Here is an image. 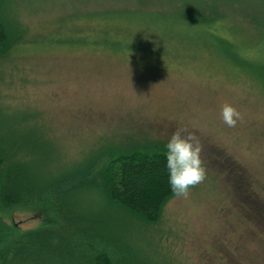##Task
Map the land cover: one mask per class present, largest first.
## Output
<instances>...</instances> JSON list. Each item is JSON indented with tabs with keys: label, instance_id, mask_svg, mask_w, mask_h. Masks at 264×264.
I'll return each instance as SVG.
<instances>
[{
	"label": "rangeland",
	"instance_id": "obj_1",
	"mask_svg": "<svg viewBox=\"0 0 264 264\" xmlns=\"http://www.w3.org/2000/svg\"><path fill=\"white\" fill-rule=\"evenodd\" d=\"M15 3L17 18L43 41L86 36L88 19L124 15L123 22H106L120 41L117 52L56 45L0 62V106L45 138L43 166L84 170L104 146L167 144L179 128L194 132L202 144L205 181L187 199L169 197L155 221L129 222L120 210L95 200L91 186L78 194V207L110 211L122 223V238L147 264H264V86L229 63L205 23L177 16L188 17L190 9L223 14L241 28L235 41L252 44L264 37V0ZM152 10H164L167 20L180 18V24L155 21ZM130 19L138 22L128 25ZM259 65L264 72V63ZM225 103L243 117L233 128L220 117ZM45 219L37 209L0 210V221L12 231Z\"/></svg>",
	"mask_w": 264,
	"mask_h": 264
},
{
	"label": "trees",
	"instance_id": "obj_2",
	"mask_svg": "<svg viewBox=\"0 0 264 264\" xmlns=\"http://www.w3.org/2000/svg\"><path fill=\"white\" fill-rule=\"evenodd\" d=\"M150 12L157 15L155 21H167L171 27L178 26L180 18L205 23L207 35L223 50L229 63L264 86L263 67L259 65L264 63V51L258 47L264 37L252 44H238L234 34L241 28L229 19L226 22L223 14L190 9L188 17L182 12L177 14L179 19L167 20L164 10ZM18 13L15 0H0V62L35 47L121 50L118 38L110 36L117 34H109L106 27L107 21L123 22L124 15L120 13L99 15L88 19L89 23L82 21L92 27L89 35L50 37L45 41L37 39L41 33L31 32L21 23ZM134 21L137 20L130 19L127 24L133 25ZM78 27L81 23L75 29L80 31ZM1 75L0 71V81ZM44 144L42 135L0 106V210L32 208L46 216L42 225L15 231L0 221V264H147L122 238V223H117L110 211L103 215L79 208L78 194L91 186L95 200L101 198L103 203L120 210L129 222L155 221L164 202L173 195L168 183L166 144L148 141L107 145L89 168L80 171H51L43 166L40 156L46 152Z\"/></svg>",
	"mask_w": 264,
	"mask_h": 264
},
{
	"label": "clouds",
	"instance_id": "obj_3",
	"mask_svg": "<svg viewBox=\"0 0 264 264\" xmlns=\"http://www.w3.org/2000/svg\"><path fill=\"white\" fill-rule=\"evenodd\" d=\"M222 122L229 128L242 120V114L232 105L223 104L220 110ZM166 168L168 183L173 196L187 199L190 189L206 179V168L201 159L202 144L194 132L179 128L166 144Z\"/></svg>",
	"mask_w": 264,
	"mask_h": 264
}]
</instances>
